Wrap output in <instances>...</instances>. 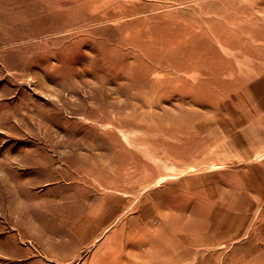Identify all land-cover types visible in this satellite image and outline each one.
<instances>
[{
    "label": "rangeland",
    "instance_id": "obj_1",
    "mask_svg": "<svg viewBox=\"0 0 264 264\" xmlns=\"http://www.w3.org/2000/svg\"><path fill=\"white\" fill-rule=\"evenodd\" d=\"M263 68L264 0H0V264L263 263L213 197Z\"/></svg>",
    "mask_w": 264,
    "mask_h": 264
},
{
    "label": "crops",
    "instance_id": "obj_2",
    "mask_svg": "<svg viewBox=\"0 0 264 264\" xmlns=\"http://www.w3.org/2000/svg\"><path fill=\"white\" fill-rule=\"evenodd\" d=\"M245 89L246 93L241 95L240 105L231 112L220 140L215 138L213 141L214 167H223L219 169L222 186L219 190L213 189V197L221 196L223 190V195L227 196L224 209L228 210L230 220H233L232 214L248 215L260 211V226L256 224L254 229H259L258 239L264 241V68L247 83ZM214 212L219 221L222 208H216ZM239 229L235 224L230 226L228 235H235ZM214 231H218V227H214ZM66 242L75 246L88 241ZM38 243L41 255L27 258L33 260L31 264H62L70 260L60 254L57 241ZM88 257H80L79 264H88Z\"/></svg>",
    "mask_w": 264,
    "mask_h": 264
},
{
    "label": "bare ground",
    "instance_id": "obj_3",
    "mask_svg": "<svg viewBox=\"0 0 264 264\" xmlns=\"http://www.w3.org/2000/svg\"><path fill=\"white\" fill-rule=\"evenodd\" d=\"M79 228V227H78ZM82 228V227H81ZM83 228H84V226H83ZM85 230V229H84ZM84 233V232H83ZM86 234V233H85Z\"/></svg>",
    "mask_w": 264,
    "mask_h": 264
}]
</instances>
